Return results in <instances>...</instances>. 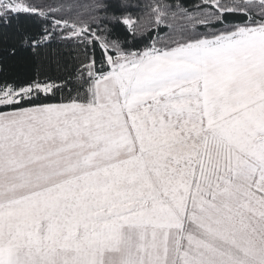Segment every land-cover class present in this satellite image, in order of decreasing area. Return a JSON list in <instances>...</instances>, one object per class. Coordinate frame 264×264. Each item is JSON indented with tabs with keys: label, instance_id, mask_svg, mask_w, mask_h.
<instances>
[{
	"label": "snow or ice",
	"instance_id": "obj_1",
	"mask_svg": "<svg viewBox=\"0 0 264 264\" xmlns=\"http://www.w3.org/2000/svg\"><path fill=\"white\" fill-rule=\"evenodd\" d=\"M0 264H264V0H0Z\"/></svg>",
	"mask_w": 264,
	"mask_h": 264
}]
</instances>
